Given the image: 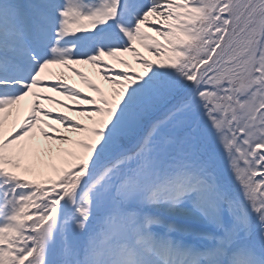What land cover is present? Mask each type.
<instances>
[{
    "label": "snow or ice",
    "instance_id": "snow-or-ice-1",
    "mask_svg": "<svg viewBox=\"0 0 264 264\" xmlns=\"http://www.w3.org/2000/svg\"><path fill=\"white\" fill-rule=\"evenodd\" d=\"M0 264H264V0H0Z\"/></svg>",
    "mask_w": 264,
    "mask_h": 264
},
{
    "label": "rangeland",
    "instance_id": "rangeland-1",
    "mask_svg": "<svg viewBox=\"0 0 264 264\" xmlns=\"http://www.w3.org/2000/svg\"><path fill=\"white\" fill-rule=\"evenodd\" d=\"M141 51L143 52L144 50L143 49H141ZM145 55H148V53H145ZM150 58H153V57H150ZM154 59V58H153ZM57 68H53V72L54 73H56V70ZM137 70H139V69H137ZM61 71H63V70H61ZM65 73H68L67 72V70L65 69ZM68 74H70V76L69 77H71L70 79H69V83H73V81H74V79H76L77 81H78V87H81V89L83 90V91H87V88H86V86H84L83 84H81L80 82H79V80H78V78H76V77H73L72 76V74L71 73H68ZM53 79H55V77H53ZM49 95H55L54 93H49ZM57 99H64L63 97H57ZM45 107H48V108H50V109H52L54 112H56V111H59V112H65L66 110L65 109H62V108H60L58 105H55V104H48L47 102H45V105H44ZM69 114H71V113H69Z\"/></svg>",
    "mask_w": 264,
    "mask_h": 264
},
{
    "label": "bare ground",
    "instance_id": "bare-ground-1",
    "mask_svg": "<svg viewBox=\"0 0 264 264\" xmlns=\"http://www.w3.org/2000/svg\"><path fill=\"white\" fill-rule=\"evenodd\" d=\"M61 70H63L64 72H65V69H59V68H57L55 71H56V73H59ZM82 70H84V71H86L88 74H92L91 73V70L90 69H87V68H85V69H82ZM68 76H70V74H68V73H66ZM56 78V77H55ZM73 82H75L76 84H77V86H79L78 85V81L76 80V79H74V81Z\"/></svg>",
    "mask_w": 264,
    "mask_h": 264
}]
</instances>
